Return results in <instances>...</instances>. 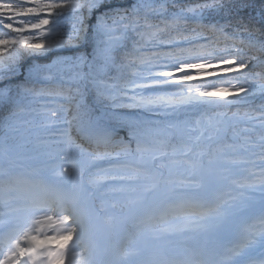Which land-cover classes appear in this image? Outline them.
Returning a JSON list of instances; mask_svg holds the SVG:
<instances>
[{"label":"snow or ice","instance_id":"snow-or-ice-1","mask_svg":"<svg viewBox=\"0 0 264 264\" xmlns=\"http://www.w3.org/2000/svg\"><path fill=\"white\" fill-rule=\"evenodd\" d=\"M222 11L223 0H0V132L5 140L22 135L19 125L37 119L51 131L68 111L47 107L59 98L74 105L72 120L82 139L104 149L85 153L83 145L66 139L58 143L67 148L37 152L30 157L36 190L18 195L22 181L11 179L12 149L2 148L10 159L0 165L9 177L0 181V264H77V256L79 264H97L98 221L86 195L72 187L83 168L78 157L85 154L107 158L105 176L95 182L119 192L130 212L151 210L141 223L169 226L147 237L153 247L141 264H256L257 255L264 264V77L258 82V73L249 75L256 58L245 51L264 50V11L259 36L242 25L231 35L225 25H209L231 40L230 46L162 38L170 28L179 31L182 24L202 22L205 13ZM70 20L74 24L67 32ZM241 28L246 37L237 34ZM257 92L262 104L257 116L245 113L252 125L245 131L259 132V138L246 137L241 144L234 137L228 151L205 163L197 146L213 135L222 140L228 126L209 120L194 128L187 114L249 104ZM144 153L151 164L136 162ZM177 157L188 164L179 188L155 167L177 163ZM248 164L260 169L258 182L237 179ZM91 168L101 165L90 163ZM161 183L172 184L182 197L172 208L161 209L153 199ZM236 184L247 193L243 198L230 194ZM177 232L199 237L190 256L181 258L170 249ZM80 248L86 257L77 252ZM140 255L123 252L112 264H130L129 257Z\"/></svg>","mask_w":264,"mask_h":264},{"label":"trees","instance_id":"trees-1","mask_svg":"<svg viewBox=\"0 0 264 264\" xmlns=\"http://www.w3.org/2000/svg\"><path fill=\"white\" fill-rule=\"evenodd\" d=\"M185 4H191L197 2V0H182ZM202 2V0H200ZM224 3V11L213 13L211 16L208 13H205V18L202 22L191 21L188 24H182L179 28V31L175 29H168L163 33V39H180L183 40L184 37H187L188 40L193 41L194 43H214L217 44L219 47L230 46L232 44L231 40H226L225 36L220 32L212 31L209 27L210 24L218 23L219 25H225V32L228 35H231L233 32L237 31V25H242L250 29L256 35H260L262 31V24L258 23L261 17V11L264 9L261 7V4H264V0H223ZM178 9H173L170 7V11H176ZM154 23H160L159 21H153ZM74 21L70 20L65 28V31L70 32L72 30ZM258 26V27H257ZM163 27V24H161ZM199 34V35H198ZM242 37L247 36V32L243 31V28L239 30L237 33ZM194 37V38H193ZM207 38V39H204ZM199 40L200 42H197ZM188 46V45H186ZM167 48H160L158 51L163 52L167 51ZM245 51L248 52L249 56L255 57V67L252 70V75L254 73H258L259 76L257 77L258 82H260V78L264 77V50L257 49H247ZM66 54L71 55L72 52H67ZM247 58V57H246ZM245 72L248 70L245 69ZM208 78H199V81H204ZM262 101L260 99V93L257 92L255 94V99L249 104H241L231 109H203L198 112H190L187 114V118L190 124L195 127H204L207 125L208 121L211 120L213 123L218 121H222L224 125L227 127V132L224 138L218 139L213 135L212 141H208L207 139H202L199 145L196 148V152L203 151L204 156L203 159L205 163L208 162L209 157L215 159L216 155L219 153L220 150L228 151V145L233 143V138L235 137L239 143H243L246 137H251L252 139L259 138V132H246L245 128H250L252 125L250 122L247 121V117L245 113H248L252 116H257L258 112L256 111L261 107ZM64 109H68L67 112H62L60 116V120L52 126L51 131H46L45 128L42 126L40 121L33 120L31 123H27L28 125H34L39 131H43L42 135L46 136V141L44 138H35L31 139L30 143L20 144L16 143L17 138L10 137L9 139L5 140L4 134L0 132V165L3 164L6 160L10 159L8 155H6L2 148L7 145L12 149L11 158H16L20 160H31L30 157L35 155L37 152L40 151H50L58 148H67L66 144L58 143L59 141H63L66 139H71L74 145H83L85 149V153L91 152H100L104 151L103 148L97 149L95 145H89V143L82 139L77 123L72 120V115L75 112L74 105H70L67 102L60 100L59 98L48 102L47 107L52 110H58L60 107ZM37 107H40L38 105ZM122 111H136L132 109H123ZM29 117L27 114H21V119H28ZM163 120V117H160ZM71 121V123H68ZM23 128L24 130L28 131L29 126L26 124H20L19 129ZM16 140V141H15ZM42 142H46L45 145H41ZM133 148H135V144H133ZM112 151L111 148L108 149ZM77 149L74 148L73 155L77 154ZM169 156H171V148L167 149ZM259 150L257 149V152ZM92 158H97L94 156H89L87 154L83 156H79L78 159L81 160L83 168L87 165L88 161ZM197 155H192L191 159H198ZM106 159L104 158L102 162L99 164L101 168H94L93 170L84 172L83 168L81 171V175L86 174V179L97 189H100V185L96 183L98 179L96 178V172L98 170H102L108 168L106 164ZM177 159H181L177 157ZM136 162L139 164H151V159L148 153L137 155ZM156 169H158V174L162 175L166 180L171 179L176 181V185L179 187V180L181 177L186 176L188 171V164L185 163L182 159L178 160L177 163H172L171 160H168L165 163H157ZM245 168L244 176L237 177L239 180H243L244 177H248L251 182H258L261 174L260 169L253 167L251 164L244 165ZM171 171V177H169V172ZM94 172L93 174H91ZM82 181L81 176L79 178ZM165 185L164 183H161ZM168 185V184H167ZM233 190H229L230 194L233 196H238L243 198L247 195L245 190L241 187L240 184L233 185ZM257 195H259L257 193ZM138 223H141L139 220Z\"/></svg>","mask_w":264,"mask_h":264},{"label":"rangeland","instance_id":"rangeland-1","mask_svg":"<svg viewBox=\"0 0 264 264\" xmlns=\"http://www.w3.org/2000/svg\"><path fill=\"white\" fill-rule=\"evenodd\" d=\"M261 7L264 9V4H261ZM258 23H261V22H258ZM200 78L205 79L206 77H200ZM26 125L29 126L28 131L24 130L23 128H20L19 130L22 133V135L12 136L13 138H17V141L15 140L16 143L20 144V142L22 141L25 143H30V140L35 139V138H44L46 141L47 137L42 135L43 131H39L34 125H28V124ZM23 142L21 144H23ZM45 144L46 143H41V145H45ZM14 159H11V168L13 169L12 175L26 176L25 174H23V171H24L23 169L25 168H26L25 171L27 172L33 171L32 165L21 164L23 162L15 161ZM90 163H93V161L91 160L88 161L87 165L83 168L84 172L94 169V168H91L89 170ZM106 169L108 168L98 170L96 172V178L98 180H102L104 178L105 176L104 170ZM93 173L94 172H92L91 174ZM86 174L88 173L82 174L81 178H84ZM5 177L7 176L0 173V179L5 178ZM26 182L27 181H25L24 183H21L18 186L16 194L23 195L19 193V192H22L20 190L28 189V187H31V185L25 186ZM72 187L76 194L86 195L87 203L89 205L90 210L94 211L96 217H98L99 219L102 218L105 221V225H106L105 230H107V235L111 239V241L109 242L111 243V251L113 253L122 254L123 252H130L132 250H135L138 247H141L143 244H148V246H151L147 241V237L149 235L154 234L158 228L169 227L168 225H165L163 223L162 224H147L144 230H140V231L137 229L135 230L136 228L135 226L132 228L130 232L126 233L125 227L128 224V222H132V220L134 222L136 215L138 216L140 215V217L146 218L147 216L152 214L151 210L149 208H140L134 212H130L125 198L119 192H114L112 189L102 187L101 185H100V189H97V191L95 192V195H93V197H95V200L88 194L90 191V188H88L87 186L82 187L84 188L82 191L79 189L77 185H72ZM170 190H172V186ZM165 191H168V190L158 188L157 195L156 197L153 198L155 203L159 205L160 208L163 207L162 205L166 207V204L168 203V202H164L166 200L164 198ZM160 201H161V204H160ZM118 202L119 203L123 202L124 205L126 204L125 206L127 207V209L124 210V208H122L120 204H118ZM174 226L178 227V224ZM114 227L116 228L117 231L113 230ZM97 229L100 230L98 226H97ZM112 230L115 231V233L117 232L116 238L113 236ZM174 235H176L179 239H190L193 236L190 233L185 234L181 232H177ZM98 236H99V232H98ZM117 241H119L120 247L116 246ZM171 241H175V240H171ZM148 248H151V247H148ZM77 252L82 253V255L85 256L82 248L77 249ZM80 258H81L80 256H77L76 258L77 264H79ZM255 259H256V264H259L260 257L257 255Z\"/></svg>","mask_w":264,"mask_h":264},{"label":"bare ground","instance_id":"bare-ground-1","mask_svg":"<svg viewBox=\"0 0 264 264\" xmlns=\"http://www.w3.org/2000/svg\"><path fill=\"white\" fill-rule=\"evenodd\" d=\"M197 42H200V41L197 40ZM177 160H181V159H177ZM21 164H24V163H21ZM23 170L25 171L26 168ZM24 171H23V174H25L26 176H18V175H12L11 176L13 178V180L18 178L22 181V183L27 181L25 186L31 185V187H28V189H21L20 191H22V192L24 191V192L23 193L19 192L20 194H26L29 192H33L36 190V187H37V174L34 173V171H32V172H27V171L24 172ZM186 173L188 174V171H186ZM7 178L8 177L1 178L0 180L4 181ZM33 184H34V186H33ZM73 185H76L75 182H73ZM123 204L124 203L122 202L121 205H123ZM92 212L95 215L93 210H92ZM96 218L98 221V227L100 228V230L97 229V231L98 232L100 231L101 247H102V251H103L101 258L97 259V262H98L97 264H112V262L114 260H116V254H114L113 252H111V250L108 249L107 245L109 244L110 238L107 235V230H105V228H104V227H106L105 221L102 218L101 219H99L98 217H96ZM103 228H104V230H103ZM198 240H199V237L197 239H195V241L193 243H191L189 241H185V242H183V244L181 246L183 248H187L189 250H192L193 247L197 244ZM151 251H152L151 249H149L148 247L143 245L140 248H137V249L130 251V252L141 254L140 257L137 258L141 263V261L143 259H145L151 255ZM216 257H218V256H216ZM132 258H136V257H131L130 259H132ZM209 258L210 259L212 258L211 254H209Z\"/></svg>","mask_w":264,"mask_h":264}]
</instances>
